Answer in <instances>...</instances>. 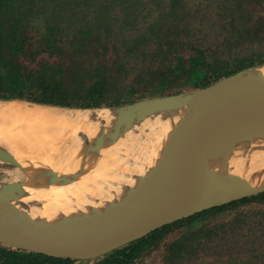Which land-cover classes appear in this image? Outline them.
<instances>
[{
    "label": "trees",
    "instance_id": "16d2710c",
    "mask_svg": "<svg viewBox=\"0 0 264 264\" xmlns=\"http://www.w3.org/2000/svg\"><path fill=\"white\" fill-rule=\"evenodd\" d=\"M36 27L38 45L44 52L91 50L104 58L102 68H95L85 87L69 90L64 96L60 92L56 96L44 94L42 99L27 98L41 104L123 106L150 94L203 88L264 63V0H0V99L24 98L20 59H36L38 52L30 50V34ZM150 41L163 59L157 60L154 71L138 72V90L129 85L128 92L117 91L107 72V44L111 42L114 49L124 47L127 54L137 50L141 54ZM249 202H264V191L164 225L91 259V264H134L164 234L183 225L187 231L169 245L165 264H264V219L250 222L234 217L220 224L203 222L209 215ZM258 212L264 216V210ZM208 250L215 255L213 261L207 260ZM76 261L0 243V264Z\"/></svg>",
    "mask_w": 264,
    "mask_h": 264
},
{
    "label": "bare ground",
    "instance_id": "6f19581e",
    "mask_svg": "<svg viewBox=\"0 0 264 264\" xmlns=\"http://www.w3.org/2000/svg\"><path fill=\"white\" fill-rule=\"evenodd\" d=\"M259 74L264 75V64L245 68L235 75L220 80L213 88L187 92L176 98L159 100L153 104L140 103L127 109L103 108L96 112L91 109L29 104L22 100L0 101V147L12 152L25 168L27 166L31 168L38 165L37 163L43 166L42 160L47 165L56 166L60 160V164L69 167L68 173L73 171L78 164L71 162L77 163L78 158H74L71 152L63 157L58 156L69 141V144L80 145L79 147L84 149L83 154L82 152L80 154L86 156L85 159L89 163L87 166L93 167L90 169L91 172L83 173L77 178L68 176L71 180L61 182L62 193H57L50 202H45L48 191L53 185L60 183L40 185L38 179L33 178L31 170H28V180L23 183L27 194L10 203L34 217L50 222L61 219L64 221L99 219L109 216L113 213L114 206L120 207L137 201L142 194L139 188L141 181L158 180L164 174L163 162H179L190 138L200 128L215 104L226 94ZM124 110L126 113L128 110L132 111L136 116L143 115L141 117L143 119L133 125V130L136 129L138 134L147 131L144 138H139L143 142L136 138V131L134 133L128 130L124 137L127 142L122 141L124 138L111 146L108 140L95 142L98 131L103 127L107 129L112 118L123 115ZM121 115L119 124L126 122H123L124 118ZM96 117L105 120V125H99L100 123L93 119ZM60 132L65 138H58L61 139L58 148L51 143L53 137ZM80 134L88 138L87 144H90L89 139H92L91 143L94 142L89 145L88 150L82 145L84 143ZM136 140L139 142H134ZM127 143L131 147L139 146L141 150V153L130 163L119 155L123 147L128 146ZM46 148L49 151L45 150ZM111 152L118 153L112 155ZM110 160L117 162V166L105 168ZM207 164L213 171L237 173L256 185H263L264 123L249 122L243 132L229 140L225 152L220 153V156H209ZM61 197L67 198L69 202L62 203Z\"/></svg>",
    "mask_w": 264,
    "mask_h": 264
},
{
    "label": "water",
    "instance_id": "95a60500",
    "mask_svg": "<svg viewBox=\"0 0 264 264\" xmlns=\"http://www.w3.org/2000/svg\"><path fill=\"white\" fill-rule=\"evenodd\" d=\"M220 80L192 91L213 88ZM179 95L106 108L127 109ZM124 114L123 122H126L121 125L126 129L132 126L136 114L129 110L127 113L124 110ZM142 116L136 119L141 120ZM251 121L264 123L263 74L238 86L215 104L190 138L182 159L163 162L164 174L158 180L141 181L142 194L137 201L114 206L112 214L99 219L50 222L34 217L10 203L27 194L23 183L0 182V243L56 257L91 260L164 225L262 192L264 184L256 185L237 173L213 171L207 164L209 156L224 153L229 140L243 132ZM0 160L19 165L27 172L31 170L33 174L36 171L29 166L25 168L12 152L3 147H0Z\"/></svg>",
    "mask_w": 264,
    "mask_h": 264
},
{
    "label": "rangeland",
    "instance_id": "374dc122",
    "mask_svg": "<svg viewBox=\"0 0 264 264\" xmlns=\"http://www.w3.org/2000/svg\"><path fill=\"white\" fill-rule=\"evenodd\" d=\"M182 22H186V20H183ZM200 27L203 28V26ZM37 28L38 27L34 28L32 34H30L33 37V42H32L33 46L30 47V50L33 51L35 49L36 52H38V54L35 55L36 59L33 60L29 56H25L20 59L21 63L23 64L22 66H24V68L21 70L23 84L21 85L20 92L24 95V98L0 99V101L22 100L25 103L37 104L36 102H32L27 98L31 97V98L42 99V96L44 94L48 96L54 94V96H56L55 94H58L60 92H62L61 96H64L65 92L70 93L68 92L69 90L79 87H85V85L88 83L90 79V76L91 78L94 77L95 68L97 66H101L102 68L103 66L102 63H104V58L102 53L98 55L93 54L91 50H87L84 52H80V51L73 52L72 50H69L65 54L62 53L49 54L48 52H44L42 50V46L38 45V42L40 41V35L39 33H36ZM149 44L150 46H147L145 51L142 52L141 54L138 50L131 52L130 54H127L125 52L126 49L124 47L119 48L118 46V48L114 49L112 48L111 42L107 44L108 50L105 52V55L107 54L105 59H107V67L109 69L107 70V72L110 75L109 81L111 82V85L114 86V88H116L117 91L126 93L129 90H131L129 85H133L134 89L138 90L139 86H141V83H135L139 75L138 72L154 71L156 69L157 60L163 59V55L159 56L156 54L154 43L150 41ZM71 71H74L75 74L73 75ZM192 90L194 89L186 88L179 93L166 92L159 96L150 94V96H146L145 98L138 99L134 102H137L139 100H151L160 97H172L173 95L175 96L179 94H184ZM46 105H50V104H46ZM139 121L140 120L136 119L131 127L126 128L128 131H134V133L136 131L135 136L138 140L139 138H144L147 134L146 130L141 132V134H138L139 132L136 129L133 130V125H135ZM126 129L124 128L123 131L125 135L128 133ZM137 134L139 135V137H137L138 136ZM80 137H82L83 139L84 144L82 145H85V149L87 147L88 150L89 145L93 144L94 142L91 143L92 139H89L90 144H87L86 141L88 138L86 136L84 137V135L82 134H80ZM124 137L122 136L121 139H123ZM58 138L63 139L65 138V136L60 132L59 135L53 137L51 144H55L58 148H60L59 142L61 139L58 140ZM138 140L134 142L136 143H138L139 141L143 142L142 139L139 141ZM122 141L127 142L125 138ZM69 143L70 141L66 143L67 144V146H65L66 148L61 150L58 156L61 155V157H63L66 153L71 152L72 155H74V157L76 156V158H79L80 160L83 159L82 161H78L77 163H74L73 161L71 162L72 164H78V166L75 169H73V171L68 173L69 169L67 170L65 164H62V167H58L61 165L60 160H58V164L56 166L54 164L47 165V163H44V160H42V165L44 164L43 166L40 165L41 163H37L38 165L41 166V169L44 170H41L40 166L38 165L34 166L36 171L34 172L33 175L35 179H38L40 185H42V183H60L53 185V187L51 184H49V186L52 188L48 191V197L45 198V202H50L52 199L56 197L57 193L59 192L62 193L63 187H61L62 186L61 182L71 180L68 178V176L69 177L71 176L70 178H77L78 176L83 175V173L87 174L91 172L90 169L93 168L87 166L89 163L87 162V159H85L86 156L80 154L81 152L83 154L84 149L79 147L80 145L79 146L77 145L78 146L77 148L76 145H72V143L71 144ZM125 147L126 146L123 147V150L120 151L121 154L119 155L120 158L126 161L128 160L129 163L133 160L134 157H136L139 153H141L139 146L135 145L134 147H131V145L128 144L126 150ZM45 150L49 151L47 148ZM71 150H73V152ZM77 150L80 151L77 152ZM109 162L110 164H108ZM109 162L106 163L107 165L105 168L117 166V162H114L113 160H110ZM47 168H49V170ZM39 170H41L42 172ZM28 175L29 174L27 170L24 169L23 167L16 165L12 162L0 160V182L4 184L21 183V182L26 183L28 180ZM60 201L64 204L69 202L68 199L65 197H61ZM259 210H264V202H259V203L249 202L246 204L236 206L235 208L232 209H226V211L220 212L215 215H209L203 222L210 223V225L217 222H219L220 224L223 221H228L230 218H234V217H239L241 219L246 218V220H249L250 222L258 221L264 219V216L258 212ZM186 231H187V225L176 226L172 228L169 232L164 234L163 237L160 240H158L153 246H151L138 258H136L134 264H165L164 258L165 255L167 254V249L169 245ZM209 250L211 251L213 250V248H210ZM209 250L206 251V253L210 254V257H208L207 260L213 261L215 255L211 254ZM91 262H92L91 260H77L74 264H91Z\"/></svg>",
    "mask_w": 264,
    "mask_h": 264
},
{
    "label": "crops",
    "instance_id": "0c3cea01",
    "mask_svg": "<svg viewBox=\"0 0 264 264\" xmlns=\"http://www.w3.org/2000/svg\"><path fill=\"white\" fill-rule=\"evenodd\" d=\"M103 108H106V107H102V108H99V107H90V108H82V109H91V110H93V111H96V112H98V110H101V109H103ZM121 115V114H120ZM120 115H116L115 116V118L113 117L112 118V120L110 121V126L106 129V127H103V129L102 130H99L98 132H99V134H97L98 136H97V139H96V142H98V140H108L107 142L109 143V145L111 146V145H113L114 143H116L118 140H120L121 138H122V136L124 135L125 136V134H124V128H123V126L121 125V124H119L118 123V121H119V117H120ZM121 117L123 118L124 116H122L121 115ZM137 117V116H136ZM136 117L134 118V121L136 120ZM93 119H95L96 121H98L100 124L99 125H105V120H103L102 118H93ZM101 120V121H100ZM103 121V122H102ZM112 125V126H111ZM105 130V131H104ZM113 130V131H112ZM117 132V133H116ZM121 133V134H120ZM123 136V137H124ZM121 137V138H120ZM122 140V139H121ZM77 152H78V150H77ZM118 152H111V154L112 155H114V154H117ZM73 157H74V155H73ZM74 158H76V156L74 157ZM71 159V158H70ZM96 159H98V158H96ZM83 159H77V162L78 161H82ZM62 165V164H61ZM33 170H34V166L33 167H31ZM67 169L69 168V167H66Z\"/></svg>",
    "mask_w": 264,
    "mask_h": 264
}]
</instances>
